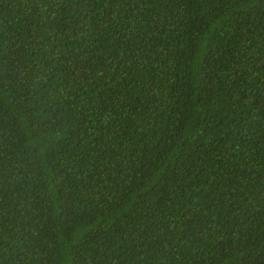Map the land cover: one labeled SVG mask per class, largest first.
<instances>
[{"label":"trees","instance_id":"16d2710c","mask_svg":"<svg viewBox=\"0 0 264 264\" xmlns=\"http://www.w3.org/2000/svg\"><path fill=\"white\" fill-rule=\"evenodd\" d=\"M0 264H264V0H0Z\"/></svg>","mask_w":264,"mask_h":264}]
</instances>
